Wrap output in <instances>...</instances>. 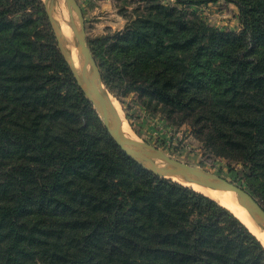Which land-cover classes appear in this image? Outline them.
Instances as JSON below:
<instances>
[{
    "label": "trees",
    "instance_id": "16d2710c",
    "mask_svg": "<svg viewBox=\"0 0 264 264\" xmlns=\"http://www.w3.org/2000/svg\"><path fill=\"white\" fill-rule=\"evenodd\" d=\"M217 1L144 0L89 45L111 92L190 124L264 203V0H223L239 30L197 12ZM0 264H264L231 211L115 143L42 0H0Z\"/></svg>",
    "mask_w": 264,
    "mask_h": 264
},
{
    "label": "rangeland",
    "instance_id": "374dc122",
    "mask_svg": "<svg viewBox=\"0 0 264 264\" xmlns=\"http://www.w3.org/2000/svg\"><path fill=\"white\" fill-rule=\"evenodd\" d=\"M60 1L62 0H59L58 3ZM143 1L144 0H109L106 4L110 5L111 9L105 12L106 10H101L100 5L98 8L96 5L97 0H77L84 15L88 44L89 39L102 35L108 30L117 31L122 29L127 22V14L133 12ZM163 1L166 3L172 2V0ZM204 6L205 5L199 6L197 12L209 24L221 29L239 30L238 7L235 4L219 0L209 3L208 7ZM59 12L58 9L56 19L58 22H61L63 17H61ZM64 18H67L69 21L68 14ZM107 21H112V23L105 26L104 24L107 23ZM73 24L78 27L75 13H73ZM68 25H70L69 32L73 34L75 32L73 30V25L71 26L70 23H68ZM73 40L75 44V39ZM108 91L115 97L119 107H121L127 129L132 135H136L139 139L153 144L171 157L197 166L205 171L213 172L250 191L245 183L246 167L241 163L229 161L227 158L209 152L197 138L190 124L187 122L181 124L173 123L170 118L167 117L166 113L147 108L135 91L118 95L110 90ZM157 160L161 161L160 159ZM175 177L178 176L170 178L173 179ZM250 192L254 194L252 191ZM257 198L259 199V197Z\"/></svg>",
    "mask_w": 264,
    "mask_h": 264
},
{
    "label": "water",
    "instance_id": "95a60500",
    "mask_svg": "<svg viewBox=\"0 0 264 264\" xmlns=\"http://www.w3.org/2000/svg\"><path fill=\"white\" fill-rule=\"evenodd\" d=\"M42 2L48 22L56 40L57 48L68 64L76 84L80 87L85 97L92 103L102 121L103 126L106 128L115 143L137 163L160 177L171 179L168 175L180 174L188 181H192L200 185L230 189L236 195L239 203L248 211L250 217L254 220L257 219V223L264 226V204L243 186L213 172L205 171L197 166L190 165L171 157L153 144L139 139L136 135V138H133L121 131L117 122L116 110L110 100V96L112 95L101 79L98 65L87 42L84 15L79 3L77 0H65L69 10V23L71 26L73 25V30L75 31L76 48L78 49L80 55L86 59L89 65V69L86 72L80 71L76 67L72 59L71 52L67 49L65 42L61 38V27L54 14L55 0H42ZM73 13H75L77 17L78 27L73 24ZM155 158L165 162L164 165L160 166L155 164L152 161ZM236 217L249 229V227L238 216Z\"/></svg>",
    "mask_w": 264,
    "mask_h": 264
},
{
    "label": "bare ground",
    "instance_id": "6f19581e",
    "mask_svg": "<svg viewBox=\"0 0 264 264\" xmlns=\"http://www.w3.org/2000/svg\"><path fill=\"white\" fill-rule=\"evenodd\" d=\"M58 1L55 0L54 2V14L56 17V14L58 13V9H59L60 11L59 13L61 17H63L62 21L61 22L59 21V23H61L59 24L61 27V38L65 42L67 49L71 52L72 59L76 67L80 71L86 72L89 69L88 62L83 56L80 55L78 49L76 48V44H74L73 39H75V32L73 33L74 36L72 32H69L70 25H68L69 23V21L67 20L68 16L66 19L64 18L67 14L69 15V10L64 0L60 1L59 3ZM110 100L114 109L116 110L117 122L119 124L121 131L130 137L136 138L134 135L130 133V131H128L127 125L125 123L124 117L121 112V107H119V104L115 99V97L110 96ZM152 161L157 165L160 166L164 165L163 162L158 161L157 159H153ZM174 176H178L173 178L177 182L185 186L191 187L201 193H204L205 195L216 200L219 204L231 210L249 227V229L260 239V241L264 245V226H262L260 223H257L258 222L257 219L254 220L253 218L250 217L248 211L239 203L233 191L223 187H207L204 185H200L198 183L185 180V178L180 174L168 175V177H174Z\"/></svg>",
    "mask_w": 264,
    "mask_h": 264
},
{
    "label": "crops",
    "instance_id": "0c3cea01",
    "mask_svg": "<svg viewBox=\"0 0 264 264\" xmlns=\"http://www.w3.org/2000/svg\"><path fill=\"white\" fill-rule=\"evenodd\" d=\"M108 1L109 0H97L96 5L98 6V8L100 5L101 10H106L105 12H107V10L109 11L111 9V6L106 4V2H108ZM171 4H175V1L172 0ZM208 5H205L204 7H208ZM111 23H112V21H107V23H105L104 25L107 26V25H110Z\"/></svg>",
    "mask_w": 264,
    "mask_h": 264
}]
</instances>
